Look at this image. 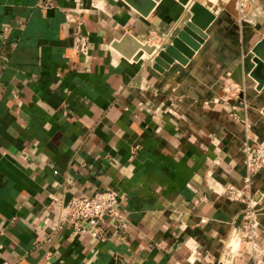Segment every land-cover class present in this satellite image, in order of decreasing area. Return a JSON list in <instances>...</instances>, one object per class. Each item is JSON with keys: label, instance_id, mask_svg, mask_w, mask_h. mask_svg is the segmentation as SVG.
Masks as SVG:
<instances>
[{"label": "crops", "instance_id": "1", "mask_svg": "<svg viewBox=\"0 0 264 264\" xmlns=\"http://www.w3.org/2000/svg\"><path fill=\"white\" fill-rule=\"evenodd\" d=\"M193 1L143 14L127 0H0V264H264L227 251L244 203L225 195L243 185L246 135L227 83L264 141V89L249 75L264 0H200L215 19L186 64L159 70L156 52L114 46L128 33L162 49ZM103 189L119 194L127 226L107 217L100 242L61 210ZM251 193L264 246V169Z\"/></svg>", "mask_w": 264, "mask_h": 264}, {"label": "built area", "instance_id": "2", "mask_svg": "<svg viewBox=\"0 0 264 264\" xmlns=\"http://www.w3.org/2000/svg\"><path fill=\"white\" fill-rule=\"evenodd\" d=\"M242 4L239 6L242 9ZM72 17L68 16V20ZM156 46V53L161 49ZM160 47L159 49H157ZM74 50L84 57H89V38L87 34L78 33L75 38ZM227 100L235 99L242 106V117L233 113V116L245 128V137L242 142L243 164L245 175L242 187L229 186L225 195L229 200L244 203L240 218L233 221L226 249L233 255L247 252L251 259L259 260L264 255V246L261 244L259 233V216L261 208L251 193L252 179L264 169V141L253 140L248 132L251 123L247 117L248 103L242 88L227 83ZM119 194L112 189L95 191L91 195H74L61 210V219L76 232L88 233L97 241L104 242L108 238L105 220L107 217L117 219L119 228H126L127 223L119 210Z\"/></svg>", "mask_w": 264, "mask_h": 264}, {"label": "water", "instance_id": "3", "mask_svg": "<svg viewBox=\"0 0 264 264\" xmlns=\"http://www.w3.org/2000/svg\"><path fill=\"white\" fill-rule=\"evenodd\" d=\"M127 1L143 14H147L153 7L154 1L157 0ZM179 1L183 4H187L188 2V0ZM189 11L191 13L189 21L181 26L169 43L163 46L157 53H155L156 45L139 41L128 33L124 34L122 39L116 41L114 46L122 50V46L131 40L141 50L137 53L136 57H139L142 51H146L150 55L155 53L153 58L155 62L154 67L159 70H162V67L166 68L170 66L175 60L179 63L186 64L194 55L195 50H198L200 44L205 40L207 36L206 31L215 19V15L209 12L200 0H194L189 7ZM131 53H125V55L130 57L132 56ZM252 53L254 55L251 59L254 66L249 71V75L257 81V89L262 90L264 89V35L253 46ZM262 113L264 114V107Z\"/></svg>", "mask_w": 264, "mask_h": 264}]
</instances>
